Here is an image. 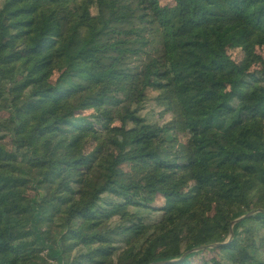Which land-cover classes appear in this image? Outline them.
I'll list each match as a JSON object with an SVG mask.
<instances>
[{"label":"trees","instance_id":"obj_1","mask_svg":"<svg viewBox=\"0 0 264 264\" xmlns=\"http://www.w3.org/2000/svg\"><path fill=\"white\" fill-rule=\"evenodd\" d=\"M256 46L264 0H0V264H114L117 250L115 264H197L204 250L201 264H264ZM149 91L169 124L139 115ZM123 93L119 152L92 165L83 149L97 132L79 112L119 107ZM175 125L190 139L172 152ZM124 164L145 176L131 182ZM26 184L44 194L25 197Z\"/></svg>","mask_w":264,"mask_h":264},{"label":"rangeland","instance_id":"obj_2","mask_svg":"<svg viewBox=\"0 0 264 264\" xmlns=\"http://www.w3.org/2000/svg\"><path fill=\"white\" fill-rule=\"evenodd\" d=\"M128 3L131 2V0H127ZM159 3L162 6H172L173 5V0H159ZM91 14H95L94 8L91 10ZM227 55L237 64L244 63L247 60V56L245 51L239 48H228L227 49ZM253 56L256 58V63L253 65L251 68V71H256V70H261L262 66H264V46H256L254 51H253ZM103 62L106 64L108 63L107 60H103ZM59 74L55 72L53 76L50 79V82L54 83ZM17 80H20L18 78ZM127 80H130L128 78ZM156 96V93L153 91H149L147 94V101L144 104L143 109L139 112V115L143 117L147 122L149 123H157L160 126H164L166 124H169L171 120H173V116L171 114H167L165 109L159 107L155 102L154 98ZM118 98L121 99L122 104L119 107L115 108H107L104 109L101 112H98L93 106H87L80 110L79 114L81 117H85L88 119V121L91 122L93 128L97 132V139H88L86 142L84 149H83V154L86 156H89L90 159L93 161L92 165L94 162H96L97 159L104 160L107 156L109 155H115L119 152L120 145H121V135H120V129L122 128V120L125 115V106H127V93H123L117 96ZM2 118H7V114L4 112L0 115ZM170 137V144L169 146H172L171 151L175 152L180 147H184L187 145L190 139V134L182 130L181 127L178 125H175L174 128L169 132ZM2 146L6 150H11L12 147V141L10 138H5L1 142ZM177 148V149H176ZM186 163V158L185 156L182 157V159L179 162V165H184ZM97 164L95 167H97ZM121 171L127 176L128 180H130L133 183L140 182L142 178L145 176L144 171L139 168V167H134L129 164H124L120 167ZM86 171L83 169L79 170L78 172H73V175L76 176H81L82 174H85ZM180 173L179 170L175 171V174L178 175ZM47 187V185H46ZM194 188V184L191 183L188 186V189ZM24 194L25 197H33L35 194H40L43 195L44 192L43 190H38L37 192L33 190V188L30 187V185H27L24 187ZM54 187L50 188L52 191ZM77 199V198H75ZM165 205V200L162 196H155L153 199L152 207L155 209H160L163 208ZM157 214V215H154ZM161 212H151L152 217L154 218V221H157L159 219V215ZM146 216L150 215V213L145 214ZM119 225V220L118 217L112 219L110 222V226L112 228L116 227ZM262 250L264 251V246L262 247ZM200 256H197L193 261L194 263L201 264L200 260L201 258L203 259H208L214 256L212 253L206 252V250L203 251ZM121 253V251H116L115 254L109 259L111 260L112 263H116L118 260V256ZM264 253V252H263ZM47 251H43L41 253V257L44 260H49L46 258ZM79 256V249H75L70 255H69V261L73 260L75 257ZM101 260V258H100ZM102 260L107 261L108 258L104 257ZM51 264H54V261H49ZM78 263V262H76ZM86 264V263H85Z\"/></svg>","mask_w":264,"mask_h":264},{"label":"water","instance_id":"obj_3","mask_svg":"<svg viewBox=\"0 0 264 264\" xmlns=\"http://www.w3.org/2000/svg\"><path fill=\"white\" fill-rule=\"evenodd\" d=\"M258 212H260V211L250 212L249 214H247V215H245V216H242L241 218H239V219L233 221V222L231 223V226H232L233 224H235L236 222H238V221H240V220H242V219H245V218L249 217L250 215H252V214H256V213H258ZM232 236H233V232H232V230H230V237L232 238ZM204 249H205V247H200V248H197V249H193V250L189 251L188 253H186L185 255L190 254V253H193V252H199V251H202V250H204ZM182 258H184V256H183Z\"/></svg>","mask_w":264,"mask_h":264}]
</instances>
